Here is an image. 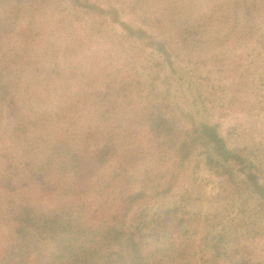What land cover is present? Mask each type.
<instances>
[{
  "label": "trees",
  "instance_id": "obj_1",
  "mask_svg": "<svg viewBox=\"0 0 264 264\" xmlns=\"http://www.w3.org/2000/svg\"><path fill=\"white\" fill-rule=\"evenodd\" d=\"M47 2L0 0V264H264L241 259L231 227L187 260L193 236L174 200L200 159L264 210L256 163L179 101L187 83L205 101L213 58L234 76L249 56L264 75V0L226 1L210 19L194 2L162 16L129 0L140 27L95 0ZM225 9L238 18H220ZM181 49L198 63L192 75L176 66Z\"/></svg>",
  "mask_w": 264,
  "mask_h": 264
},
{
  "label": "rangeland",
  "instance_id": "obj_2",
  "mask_svg": "<svg viewBox=\"0 0 264 264\" xmlns=\"http://www.w3.org/2000/svg\"><path fill=\"white\" fill-rule=\"evenodd\" d=\"M95 1L106 8L116 7L124 22L140 27V18L138 17H143V14H139V11H136L135 14L132 11L135 5H130L129 0ZM226 1L229 0H144L142 5L153 11L159 7L161 9L157 11L159 14L169 16L173 12L171 7L176 2H178L179 9H185L188 5L195 3L196 5L191 7H203L201 15H208L206 9L218 13ZM39 5L46 7L48 2L39 0ZM226 14L231 18L228 23H232L235 18H238L233 13H228L227 9L223 11L220 18L226 17ZM148 16L150 15L148 14ZM202 19H210V16H204ZM202 26L206 27L205 24ZM209 29L211 28L209 27ZM202 35H208V32ZM196 43L199 47L204 46L207 49L214 47L213 41L207 37ZM175 47L179 46L175 45ZM244 47H247V43L244 44ZM218 48L216 47L215 57L219 53ZM185 52V49L180 50L178 55H181V58L178 56L176 66H179V71L182 73L192 75L193 71L197 70L195 65L198 63L195 56H187ZM234 52L235 54L231 55V58H239L240 46ZM216 60H219V57L208 61V67L205 69L212 77L205 101H198L193 94L189 93L188 83L180 90L179 101L182 102L183 108L193 112L198 123L206 122L210 125H217L228 139L230 146L240 147L243 156L249 157L255 162L257 169L264 177V75L260 72L259 75L254 73L257 66H253L249 56H244V59L240 60L241 63H244V68L234 76H232V72L221 73L222 70L226 71L225 60L219 62ZM204 65L205 63L202 64V66ZM206 73L202 72V75H207ZM174 79H177L175 84L179 82V74H176ZM188 80L190 79L188 78ZM199 161L200 159L185 175L180 189L176 192L177 199H174L175 203H179L184 209V217L188 221V227L193 236L192 249L185 254V258L196 261L202 255V248L199 244L204 243L205 237L215 230L231 227L237 230L238 234L240 233L238 239L245 249L241 259L262 260L264 258V210L260 211V207L256 206L251 198L249 187L240 182V179L231 183L225 178L209 175L200 167ZM258 229H260V236L252 240L249 239L252 235L245 234L246 231L255 232ZM3 236L4 231L1 229L0 244L4 242ZM161 237L163 238V236ZM223 262L221 261V264ZM156 263L166 264L167 262L158 261Z\"/></svg>",
  "mask_w": 264,
  "mask_h": 264
}]
</instances>
